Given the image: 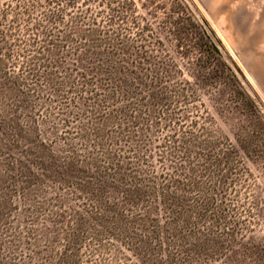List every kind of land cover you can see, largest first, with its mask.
<instances>
[{
    "label": "rangeland",
    "instance_id": "rangeland-1",
    "mask_svg": "<svg viewBox=\"0 0 264 264\" xmlns=\"http://www.w3.org/2000/svg\"><path fill=\"white\" fill-rule=\"evenodd\" d=\"M0 264H264V0H0Z\"/></svg>",
    "mask_w": 264,
    "mask_h": 264
},
{
    "label": "trees",
    "instance_id": "trees-1",
    "mask_svg": "<svg viewBox=\"0 0 264 264\" xmlns=\"http://www.w3.org/2000/svg\"><path fill=\"white\" fill-rule=\"evenodd\" d=\"M117 12H114L111 16V19L113 18V16H115L114 14H116ZM76 30L78 31V33H80V29L76 28ZM83 31V30H82ZM200 31L202 33L203 36H205L207 39L210 38L209 34L206 32V30L203 28V27H200ZM105 33L108 34L106 36V39L109 41V42H114L113 43V47L112 49H115V52L121 50V45L122 43H124V38H125V35L122 31V29H113L112 32H110L109 29H106L105 30ZM110 33V34H109ZM46 39H45V45L47 43V45L49 44V42H46L47 41V37H48V34L46 33ZM69 37V36H68ZM115 40H117L118 42H115ZM81 43V42H80ZM86 44V41L83 42ZM90 42H88L89 44ZM92 43V42H91ZM84 44V45H85ZM91 45V44H90ZM88 45V46H90ZM208 45L211 49L212 52L216 53L218 55V47L211 41L209 40L208 41ZM44 47V46H43ZM45 49V48H44ZM44 49H42V54L44 55ZM114 51V50H113ZM214 60H216V63H219L220 64V59L219 57H215L213 58ZM88 68L84 69V68H79L77 67V70L79 72H81V75H85L87 73V70ZM117 68H116V72H117ZM71 76V74H69ZM87 85V84H86ZM95 90L94 92H91L92 94H94L95 96H98V92H97V88L96 86H94ZM166 94H164V92H162V96L159 100L163 101V102H167L168 101V98L167 96H165ZM244 97L245 94H243ZM98 98V97H97ZM174 139V138H173ZM175 140H173L172 142L174 143ZM222 154H227L226 152H222ZM224 156V155H223ZM227 156V155H226ZM228 157V156H227ZM203 167H202V175L201 176H206V178L208 179L209 182H211L212 180H214L215 182L217 183H221L223 180V186H222V189L221 191L225 193V189H227V187H224V183H225V180L227 178V175L230 171V165H229V161H228V158L226 160V168H220L219 165H220V156L219 154H209V157H207V160L204 162V164H202ZM206 179V180H207ZM203 182V181H202ZM200 187V190L199 192H197V194H203V189H201V184L198 186V188Z\"/></svg>",
    "mask_w": 264,
    "mask_h": 264
}]
</instances>
